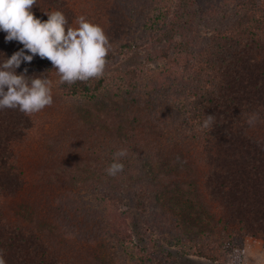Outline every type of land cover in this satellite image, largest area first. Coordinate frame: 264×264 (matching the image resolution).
Wrapping results in <instances>:
<instances>
[{
    "label": "trees",
    "instance_id": "obj_1",
    "mask_svg": "<svg viewBox=\"0 0 264 264\" xmlns=\"http://www.w3.org/2000/svg\"><path fill=\"white\" fill-rule=\"evenodd\" d=\"M202 2L204 10L199 9ZM85 3L89 0H36L32 11L46 20L45 12L60 10L68 26L75 28ZM178 8L176 16L157 22L161 24L159 32L152 36L150 46L158 60H168L175 49L184 53L183 60L167 68L161 79L142 86L146 96L138 95V102L135 99L144 117L140 112L136 115L144 119L132 133L138 145L120 159L127 165L118 173L122 185L119 189L105 185L99 198H86L81 187L67 188L53 204L71 209L69 222L75 231L69 236L79 237V231L88 226L91 244H122L131 237L132 222L138 230L143 229L140 234L144 236L145 226L169 233L180 244L178 253L182 255L183 246L188 245L192 254L212 263L239 264L246 238H258L264 245V132L255 128L257 123L264 125V0H193L189 9ZM197 9L203 16L202 25H192ZM186 14L191 18L184 21ZM183 25L182 35L177 31ZM170 31L173 33L165 34ZM6 35L0 31V61L23 48L16 40L6 41ZM163 39L156 46L155 42ZM131 44L141 48L129 36L122 45L130 48ZM25 68L28 76L44 73L52 82L59 78L51 62L38 55L30 63L22 62L17 74ZM135 72L132 67L125 73ZM108 81L110 76L104 73L101 78L72 85L61 84L59 79L58 87L64 96L83 97L96 93ZM208 115L214 116L210 128L204 127ZM36 117L37 113L28 115L18 109L0 110V250L6 264H76L58 260L36 229L6 217L4 199L17 193L25 182L17 145L33 131ZM250 119L254 123L250 124ZM174 126L196 144L193 158L177 148L162 156L146 144L145 138L151 139L157 130ZM161 165L182 171L184 176L173 185L180 186L185 204L205 211L207 228L185 229L175 211L162 208L154 194H161V185L172 188ZM127 183L132 189L125 193L122 186ZM170 252L154 254L151 264H186L180 261L182 255ZM149 257L140 253L134 263L149 264Z\"/></svg>",
    "mask_w": 264,
    "mask_h": 264
},
{
    "label": "rangeland",
    "instance_id": "obj_2",
    "mask_svg": "<svg viewBox=\"0 0 264 264\" xmlns=\"http://www.w3.org/2000/svg\"><path fill=\"white\" fill-rule=\"evenodd\" d=\"M203 3H200L199 9L204 10ZM85 5L80 10L83 16L99 24L109 37L111 55L106 59L104 73L110 76V81L96 93L67 97L58 87L60 78L53 79L52 105L37 113L33 131L23 143L17 145V157L25 172V182L17 193L4 199L6 217L36 229L40 238L61 261L76 264H135V258L142 253L145 257H151V264L155 260L154 254L164 253L166 249L172 255H182L178 253L182 251L180 244L175 243L169 233L144 225V236L140 234L143 229L138 230L132 222L129 223L130 239L113 247L106 241L92 244L87 241L91 233L87 225L79 231V237H71L69 233L75 231L69 222L72 211L61 209L58 203L54 205L53 199L63 190L73 187H81L86 198H99L101 191L106 190L105 185L116 189L122 185L118 173L110 176L106 168L113 162V154L118 150L126 149L129 152L138 145L133 142L135 136L132 133L143 124L144 118L141 114L136 115L143 112L135 99L138 102V95L146 96L142 86L146 87L154 79H161L167 68L174 67L175 62L182 61L184 56L180 49H175L168 60L157 59L155 49L150 46L152 36L159 32L161 24L157 22L161 18L166 20L176 16V11L180 10L178 5L189 9V6H193V0H89ZM199 9L192 25L195 22L202 25L203 16ZM188 14L184 21L191 18ZM152 26L153 30L150 29ZM184 27L177 32L183 35ZM171 33L173 31L165 32ZM128 36L132 42L136 40L141 44V48H133L132 44L130 48L124 47L122 44ZM163 41L155 42L156 46ZM132 67L137 72L126 74ZM161 94L164 96L163 92ZM255 128L260 133L264 132L263 124L257 123ZM182 134L181 128L174 126L171 130H157L151 134V139L145 138V141L154 153L162 156L177 148L193 158L197 152L196 144ZM119 162L127 169L122 160ZM160 167L162 174L167 176V179L164 178L168 180V186L172 188L165 189L161 185V194H154L160 198L162 208L175 211L185 229L207 228L209 217L205 211L185 204L183 194L178 189L180 186L173 185L184 176L182 171L173 165ZM195 174L200 176L196 168ZM122 188L127 193L132 186L127 183ZM147 214L148 218L152 217L149 212ZM183 248L185 254L180 259L183 263L220 264L192 254L188 245ZM239 264H264V245L260 239H245Z\"/></svg>",
    "mask_w": 264,
    "mask_h": 264
},
{
    "label": "clouds",
    "instance_id": "obj_3",
    "mask_svg": "<svg viewBox=\"0 0 264 264\" xmlns=\"http://www.w3.org/2000/svg\"><path fill=\"white\" fill-rule=\"evenodd\" d=\"M34 5L36 0H0V31L7 33L6 41L16 40L23 45L0 61V110L18 109L31 115L52 105V81L44 73L28 76L27 68L20 74L16 72L22 62L30 63L34 56L51 62L61 84L87 82L104 75L111 48L104 29L83 15L77 18V27H70L60 10L45 12L47 19L42 20L33 13ZM213 123L214 116L208 115L204 127L210 128ZM126 156V149L114 153L106 173L116 176L122 172L124 165L119 160ZM0 264H6L3 250Z\"/></svg>",
    "mask_w": 264,
    "mask_h": 264
}]
</instances>
